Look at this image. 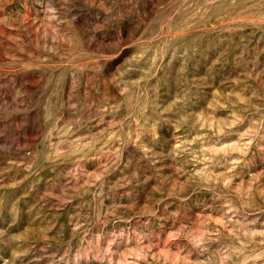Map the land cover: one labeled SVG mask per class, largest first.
<instances>
[{
  "label": "rangeland",
  "instance_id": "374dc122",
  "mask_svg": "<svg viewBox=\"0 0 264 264\" xmlns=\"http://www.w3.org/2000/svg\"><path fill=\"white\" fill-rule=\"evenodd\" d=\"M0 264H264V0H0Z\"/></svg>",
  "mask_w": 264,
  "mask_h": 264
}]
</instances>
